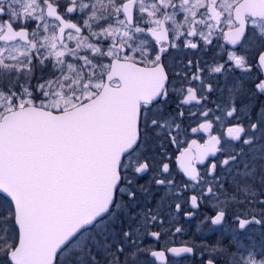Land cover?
<instances>
[{
    "label": "snow or ice",
    "instance_id": "6c2138e0",
    "mask_svg": "<svg viewBox=\"0 0 264 264\" xmlns=\"http://www.w3.org/2000/svg\"><path fill=\"white\" fill-rule=\"evenodd\" d=\"M0 264H264V0H0Z\"/></svg>",
    "mask_w": 264,
    "mask_h": 264
}]
</instances>
